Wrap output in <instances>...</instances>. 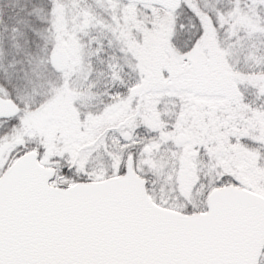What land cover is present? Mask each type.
Here are the masks:
<instances>
[{
  "label": "snow or ice",
  "instance_id": "6c2138e0",
  "mask_svg": "<svg viewBox=\"0 0 264 264\" xmlns=\"http://www.w3.org/2000/svg\"><path fill=\"white\" fill-rule=\"evenodd\" d=\"M0 264H264V0H0Z\"/></svg>",
  "mask_w": 264,
  "mask_h": 264
}]
</instances>
